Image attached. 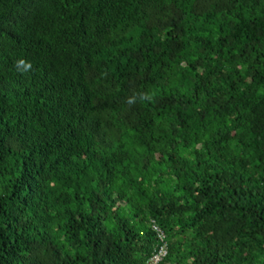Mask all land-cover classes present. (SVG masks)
Returning a JSON list of instances; mask_svg holds the SVG:
<instances>
[{
	"label": "trees",
	"instance_id": "16d2710c",
	"mask_svg": "<svg viewBox=\"0 0 264 264\" xmlns=\"http://www.w3.org/2000/svg\"><path fill=\"white\" fill-rule=\"evenodd\" d=\"M162 232L157 264H264V0H0V264Z\"/></svg>",
	"mask_w": 264,
	"mask_h": 264
},
{
	"label": "built area",
	"instance_id": "2783aa9c",
	"mask_svg": "<svg viewBox=\"0 0 264 264\" xmlns=\"http://www.w3.org/2000/svg\"><path fill=\"white\" fill-rule=\"evenodd\" d=\"M157 231H160V230H157ZM160 240L164 243L163 244V247L161 248V250H160V255H158V256H156L155 258H154V260H153V264H157L159 261H160V259H161V256H164V255H166L167 254V248H166V245H167V243H166V236H165V234L162 232V233H160Z\"/></svg>",
	"mask_w": 264,
	"mask_h": 264
},
{
	"label": "clouds",
	"instance_id": "9594fccd",
	"mask_svg": "<svg viewBox=\"0 0 264 264\" xmlns=\"http://www.w3.org/2000/svg\"><path fill=\"white\" fill-rule=\"evenodd\" d=\"M17 68L18 70L22 69L25 73L32 68V64L29 61H26L24 59H21L17 61Z\"/></svg>",
	"mask_w": 264,
	"mask_h": 264
}]
</instances>
